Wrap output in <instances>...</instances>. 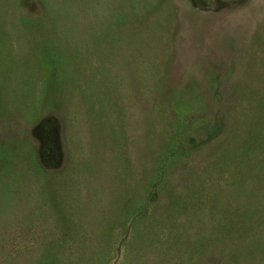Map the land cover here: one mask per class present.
Instances as JSON below:
<instances>
[{
  "label": "rangeland",
  "instance_id": "rangeland-1",
  "mask_svg": "<svg viewBox=\"0 0 264 264\" xmlns=\"http://www.w3.org/2000/svg\"><path fill=\"white\" fill-rule=\"evenodd\" d=\"M0 264H264V0H0Z\"/></svg>",
  "mask_w": 264,
  "mask_h": 264
},
{
  "label": "trees",
  "instance_id": "trees-1",
  "mask_svg": "<svg viewBox=\"0 0 264 264\" xmlns=\"http://www.w3.org/2000/svg\"><path fill=\"white\" fill-rule=\"evenodd\" d=\"M66 240H69V239L66 237Z\"/></svg>",
  "mask_w": 264,
  "mask_h": 264
}]
</instances>
